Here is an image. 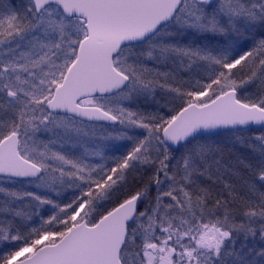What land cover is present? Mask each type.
Returning a JSON list of instances; mask_svg holds the SVG:
<instances>
[{"label": "snow or ice", "instance_id": "snow-or-ice-1", "mask_svg": "<svg viewBox=\"0 0 264 264\" xmlns=\"http://www.w3.org/2000/svg\"><path fill=\"white\" fill-rule=\"evenodd\" d=\"M0 264H264V0H0Z\"/></svg>", "mask_w": 264, "mask_h": 264}]
</instances>
